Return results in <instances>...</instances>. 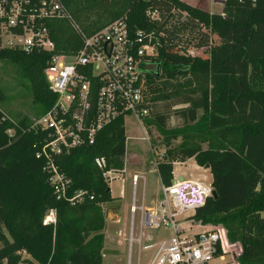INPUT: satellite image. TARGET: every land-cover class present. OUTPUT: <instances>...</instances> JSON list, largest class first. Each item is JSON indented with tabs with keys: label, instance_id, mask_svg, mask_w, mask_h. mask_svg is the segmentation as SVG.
<instances>
[{
	"label": "trees",
	"instance_id": "obj_1",
	"mask_svg": "<svg viewBox=\"0 0 264 264\" xmlns=\"http://www.w3.org/2000/svg\"><path fill=\"white\" fill-rule=\"evenodd\" d=\"M62 1L88 34L125 14L132 26L166 33L158 54L143 59L151 111L142 121L148 133L155 126L170 145L171 137L186 130L170 129L172 114L154 112L155 102L172 99L187 104L175 114L189 127L199 125L208 147L185 134L179 148L157 161L161 183L173 184L175 162L195 158L199 166L210 169L215 195L193 218L223 224L229 239L241 245L240 264H264V0H226L225 16L182 0ZM159 4L167 14L161 23L150 22L146 11ZM174 6L188 15L170 14ZM200 23L219 40L217 44L210 45L211 34L206 31L195 37ZM48 24L56 52L76 54L83 39L71 24L64 19ZM1 43L0 36V61L12 62L18 77L28 81L37 106L34 118L44 115L56 99L45 72L52 54L27 53ZM180 44L205 51L199 56L182 54ZM161 78L164 81L157 84ZM1 106L0 264H103V205L114 198L95 159L104 157L108 169L124 172V120L100 130L94 144L72 149L61 158V170L70 179L68 194L85 192L82 200L70 203L57 199L42 161L36 158L46 133L18 129L10 137L7 131L14 124L2 121L7 113ZM200 109L204 110L201 118ZM34 118L23 116L18 123L25 125ZM52 209L57 222L45 223ZM23 251L30 257H24Z\"/></svg>",
	"mask_w": 264,
	"mask_h": 264
},
{
	"label": "built area",
	"instance_id": "obj_2",
	"mask_svg": "<svg viewBox=\"0 0 264 264\" xmlns=\"http://www.w3.org/2000/svg\"><path fill=\"white\" fill-rule=\"evenodd\" d=\"M171 13L188 15L176 6ZM146 14L150 22L161 23L163 14L167 13L159 4L148 9ZM221 14L225 16L224 12ZM59 19L67 20L83 39L76 54L56 52L48 23ZM200 26L205 25L200 23ZM0 36L2 47L52 54L45 71L50 90L56 96L51 108L25 125L7 114L2 121L14 124L7 131L10 137L19 130L46 133L36 158L42 161L58 200L80 201L85 192L68 194L70 179L61 170V158L72 149L94 144L98 132L117 120L123 119L125 123L126 118L132 116L143 124V118L151 111L143 59L158 54L163 46L160 39L166 37V33L132 26L125 14L88 34L74 21L72 12L62 0H0ZM178 46L182 54L191 56L205 51L204 47L195 45ZM95 162L107 183L122 177L121 172L108 169L104 157H97ZM140 178L139 174L132 178L134 197ZM162 190L164 198L159 207L144 211L141 226L170 229L174 235L155 243L147 264H240L241 245L229 239L223 224L195 223L193 218L196 210L214 196L212 183L186 179L171 186L163 185ZM132 208H136L135 204ZM44 221L56 224V211L50 210ZM135 241L142 244L141 238L131 237L127 264H132ZM149 247L143 246L144 249ZM22 255L28 254L23 251Z\"/></svg>",
	"mask_w": 264,
	"mask_h": 264
},
{
	"label": "rangeland",
	"instance_id": "obj_3",
	"mask_svg": "<svg viewBox=\"0 0 264 264\" xmlns=\"http://www.w3.org/2000/svg\"><path fill=\"white\" fill-rule=\"evenodd\" d=\"M182 1L209 12L220 13L223 10V5L215 0ZM73 19L80 26L74 16ZM201 31L210 33L205 26H200L195 32V37ZM210 34V45L217 44L219 40L212 35V32ZM163 81L164 79L161 78L157 81V84L161 85ZM193 84H196V82L194 81ZM150 94L153 95V93ZM175 102L172 99L160 100L155 102L154 107V112L172 114L169 122L170 129L186 130L184 134L180 132L177 137H171L170 145H167L164 135L155 126H151L150 134L144 123H140L135 117L129 116L125 120L127 136L125 164H127V170L124 174L121 173V178L112 181L110 184L108 183L114 200L104 204L103 209L106 215L109 210L112 213L117 212V215L112 218L106 216L103 264H127L131 237L135 236L137 238L142 230L141 220L144 212L140 210V204L143 195L145 194L148 200H162L164 198L163 185L156 167L157 161L166 159L171 149L179 148L185 134L197 138L203 148L208 147L204 134L200 132V126L189 127L184 123V120L175 114V110L186 107L187 104H176ZM0 106L16 121L23 116L34 118L37 111L33 94L28 88V81L20 79L14 64L6 60L0 61ZM203 115L204 110L200 109L199 117L201 118ZM196 166L199 165L195 158H192L186 165L176 166V176L178 179L201 177L205 182L212 183L211 172L204 171ZM134 174L141 175L135 197L132 183ZM133 204L137 205L135 212H132ZM195 223H199V221H195ZM143 232L144 240L142 244H138L137 241L134 242L132 264H147L154 253L155 243L174 235L172 230L166 228H144ZM145 245H150V247L144 249L143 246ZM26 257L30 256L27 255ZM230 259V256L227 257L228 261Z\"/></svg>",
	"mask_w": 264,
	"mask_h": 264
},
{
	"label": "crops",
	"instance_id": "obj_4",
	"mask_svg": "<svg viewBox=\"0 0 264 264\" xmlns=\"http://www.w3.org/2000/svg\"><path fill=\"white\" fill-rule=\"evenodd\" d=\"M215 1H217V0H215ZM222 4V3H221ZM223 5V4H222ZM194 6V5H193ZM199 8V7H198ZM202 9V8H201ZM204 10V9H203ZM221 12H223V10L221 11ZM220 12V13H221ZM212 13V12H211ZM192 159V158H191ZM191 159H188L187 161H185V162H175L174 163V172H173V174H174V179H173V184L174 183H176V182H180V181H182V180H186V179H194V180H201V181H204V180H202L201 179V177H192V178H190V177H186V178H184V179H178V177L176 176V166H183V165H186ZM157 167V166H156ZM197 168H199V169H203L204 171H207V172H209L210 171V169H207V168H204V167H202V166H196ZM127 168V164H125V169H124V172H126V169ZM124 172H123V174H124ZM212 174V173H211ZM161 181V180H160ZM212 181H213V176H212ZM211 181V182H212ZM162 184V183H161ZM137 192V191H136ZM161 201L162 200H148L147 199V197H146V195L144 194L143 195V197H142V200H141V204H140V210H143V212L145 211V210H147V209H156V208H158L159 207V205H160V203H161ZM135 206H137L136 204H135ZM121 212V211H120ZM112 212L110 211L109 212V215H110V217L111 216H115V215H117V213H115V212H113L112 214H111ZM120 215V214H119ZM120 219L118 218V221H119ZM142 227V226H141ZM141 230V229H140ZM143 230H144V228L142 227V230H141V234L137 237V238H141V241L143 242V240H144V237H143V234H144V232H143ZM133 235H134V233H133ZM135 237V236H134Z\"/></svg>",
	"mask_w": 264,
	"mask_h": 264
},
{
	"label": "water",
	"instance_id": "obj_5",
	"mask_svg": "<svg viewBox=\"0 0 264 264\" xmlns=\"http://www.w3.org/2000/svg\"><path fill=\"white\" fill-rule=\"evenodd\" d=\"M216 2H219V3H222L223 5L226 3V0H217ZM109 191H111V189H110V187H109V189H108ZM215 195V194H214ZM109 212H110V210L108 211V213H107V217H110V215H109ZM117 213V212H116ZM113 216H111L110 218H112Z\"/></svg>",
	"mask_w": 264,
	"mask_h": 264
},
{
	"label": "bare ground",
	"instance_id": "obj_6",
	"mask_svg": "<svg viewBox=\"0 0 264 264\" xmlns=\"http://www.w3.org/2000/svg\"><path fill=\"white\" fill-rule=\"evenodd\" d=\"M137 210V208H132V212H135Z\"/></svg>",
	"mask_w": 264,
	"mask_h": 264
}]
</instances>
